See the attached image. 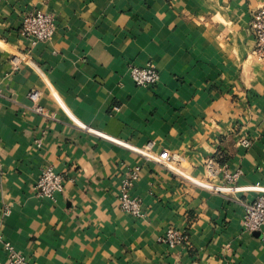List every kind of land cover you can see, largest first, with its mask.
Segmentation results:
<instances>
[{
	"label": "crops",
	"instance_id": "crops-1",
	"mask_svg": "<svg viewBox=\"0 0 264 264\" xmlns=\"http://www.w3.org/2000/svg\"><path fill=\"white\" fill-rule=\"evenodd\" d=\"M260 6L0 0L2 240L30 264H264V227L241 223L264 192V57L250 30ZM36 9L56 21L46 41L20 33ZM148 63L159 80L139 86L128 67ZM207 158L237 179L208 180ZM47 167L63 184L53 198L36 189ZM135 167L141 218L118 199ZM169 227L186 242L158 241Z\"/></svg>",
	"mask_w": 264,
	"mask_h": 264
},
{
	"label": "built area",
	"instance_id": "built-area-1",
	"mask_svg": "<svg viewBox=\"0 0 264 264\" xmlns=\"http://www.w3.org/2000/svg\"><path fill=\"white\" fill-rule=\"evenodd\" d=\"M56 30V21L52 13L42 10H32L22 17L20 33L31 39L32 41H46ZM250 30L254 36V51L259 57H264V6L257 7L250 17ZM128 74L132 81L139 86L154 85L159 80L157 69L152 64L145 66L130 65ZM35 92H30L29 97L34 98ZM239 145L246 148L250 145V140L241 138L238 141ZM149 146V145H147ZM164 158L161 163L169 166L170 157L167 152L163 151ZM146 157H150L145 152ZM167 161V162H166ZM204 171L208 180L222 176L227 182H234L239 171L229 172L222 165L218 164L214 158H207L204 162ZM139 173V169L135 167L121 181V188L118 199L120 208L131 214L135 218L143 217L140 209V200L138 197L131 196L128 193V188L132 184ZM37 193L41 197L53 198L56 192L63 190L61 176L54 172L52 168L47 167L41 170L40 176L36 183ZM244 216L242 218V227L249 231L257 230L264 227V192L259 193L252 201L245 203ZM187 236L180 230L169 227L163 234L158 236V241L167 244L169 247H174L186 242ZM3 244V249L6 253L5 261L0 264H30L26 255L19 253L7 241L2 240L0 231V244Z\"/></svg>",
	"mask_w": 264,
	"mask_h": 264
}]
</instances>
